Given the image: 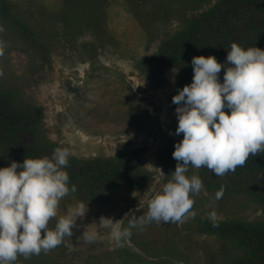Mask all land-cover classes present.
Here are the masks:
<instances>
[{"label":"rangeland","instance_id":"rangeland-1","mask_svg":"<svg viewBox=\"0 0 264 264\" xmlns=\"http://www.w3.org/2000/svg\"><path fill=\"white\" fill-rule=\"evenodd\" d=\"M7 1L14 15L46 42L50 60L0 11V78L42 109L48 138L82 158L139 149L141 167L153 174L140 189L122 182L99 201H89L80 227L68 239L74 251L61 244L46 254L19 256L14 264H230L236 251L232 240L200 232L198 226L212 220L213 212L215 220H264V206L248 193L203 185L192 196V214L186 219L133 228L119 244L100 222L106 216L127 226L132 217L144 215L150 199L171 179L177 165L174 146L183 138L174 135L177 70L153 85L134 59L158 49L189 13L216 0ZM199 172L189 166L188 175ZM76 202L87 204L70 194L61 200L60 213ZM84 227L98 234L91 244L77 239Z\"/></svg>","mask_w":264,"mask_h":264},{"label":"clouds","instance_id":"clouds-1","mask_svg":"<svg viewBox=\"0 0 264 264\" xmlns=\"http://www.w3.org/2000/svg\"><path fill=\"white\" fill-rule=\"evenodd\" d=\"M227 50L223 62L214 54L193 56L191 83L173 95L178 119L174 135L183 134L172 153L177 165L171 179L148 202L144 215L132 217L127 226L111 217L100 218L117 244L133 228L181 222L192 214V196L202 190L203 183L199 176L188 175L189 166L224 176L242 167L250 156L264 152V48L232 42ZM70 156L67 147H56L51 156H26L22 162L13 160L0 167V264H14L19 256L46 254L61 244L75 250L68 239L80 227L77 222L87 214L88 202L59 211L61 200L77 191L67 171ZM221 196L218 191L216 198ZM209 218L214 222L215 213ZM97 235L84 227L77 239L83 237L91 244Z\"/></svg>","mask_w":264,"mask_h":264},{"label":"trees","instance_id":"trees-1","mask_svg":"<svg viewBox=\"0 0 264 264\" xmlns=\"http://www.w3.org/2000/svg\"><path fill=\"white\" fill-rule=\"evenodd\" d=\"M0 11L44 59L50 60L46 42L14 15L7 0H0ZM232 42L264 48V0H216L207 8L193 10L158 49L135 58L134 65L153 85L175 68L179 76L177 93L191 83L193 56L214 54L223 62ZM224 71L222 67L221 82ZM172 106L177 105L172 103ZM56 147L60 146L47 136L42 109L29 103L20 89L0 78L2 167L13 160L22 162L26 156H51ZM139 153V149H133L114 157L71 155L67 171L70 183L77 185V191L71 194L89 202L99 201L107 190L119 187L122 182L133 189L142 188L153 174L141 167ZM198 170L203 185L231 194L248 193L264 206V152L250 156L242 167L224 176H217L206 167ZM198 230L232 240L236 251L230 264H264V220H204L199 223Z\"/></svg>","mask_w":264,"mask_h":264}]
</instances>
